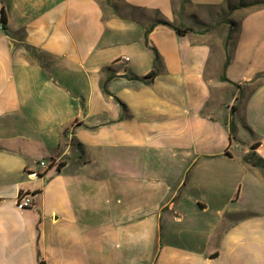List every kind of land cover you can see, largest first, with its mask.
<instances>
[{
    "label": "crops",
    "instance_id": "0c3cea01",
    "mask_svg": "<svg viewBox=\"0 0 264 264\" xmlns=\"http://www.w3.org/2000/svg\"><path fill=\"white\" fill-rule=\"evenodd\" d=\"M250 1L0 0V264H264Z\"/></svg>",
    "mask_w": 264,
    "mask_h": 264
},
{
    "label": "trees",
    "instance_id": "16d2710c",
    "mask_svg": "<svg viewBox=\"0 0 264 264\" xmlns=\"http://www.w3.org/2000/svg\"><path fill=\"white\" fill-rule=\"evenodd\" d=\"M188 0H183V5L187 2ZM247 4H250V5H255V4H264V0H253V1H251L250 3H247ZM244 5H246L245 3H242V4H240V6H244ZM1 22H2V27H3V29H6L7 28V18H6V15H5V12H4V10L2 9V13H1ZM157 23H163V24H166V25H169V26H172L171 24H169L168 22H166V21H157ZM153 26H154V24L153 25H151L149 28H147V30H146V38H147V36H148V33L150 32V30L153 28ZM172 27H174V26H172ZM175 29H176V31L179 33V34H185V33H187V32H189V31H191L192 29L191 28H184V29H182V28H177V27H174ZM230 34H229V36H228V40H230ZM151 48V50L154 52V55H155V63H158L159 62V60H160V55H159V53H158V51H157V49L155 48V47H153V46H151L150 47ZM229 60H230V58H229V56L227 57V60H226V62H225V67L228 65V63H229ZM154 71L153 72H151L148 76L149 77H152L153 75H154ZM132 77H134V78H138L137 76H132ZM221 81H225V82H230V83H233L232 81H230L228 78H226L225 76H222L221 77ZM237 87H239V85H237V84H235ZM103 89H104V91L105 92H107V89H106V86H105V84H103ZM230 129H231V140L232 139H234L235 140V134H234V132H235V125H233L232 123H231V126H230ZM246 162H249V163H252L254 166H258V167H263L264 168V159H262V158H259V157H256L254 154H251V155H248L247 157H245V159H244ZM59 167H60V165H58ZM58 167V168H59Z\"/></svg>",
    "mask_w": 264,
    "mask_h": 264
},
{
    "label": "built area",
    "instance_id": "2783aa9c",
    "mask_svg": "<svg viewBox=\"0 0 264 264\" xmlns=\"http://www.w3.org/2000/svg\"><path fill=\"white\" fill-rule=\"evenodd\" d=\"M40 166L48 169L54 166H58L60 163L56 160H52L51 162H47L45 160H42L39 162ZM33 175H36V173L33 172ZM33 205V198L32 195L28 191H21L17 197L16 207L19 210H24L27 208L32 207Z\"/></svg>",
    "mask_w": 264,
    "mask_h": 264
},
{
    "label": "rangeland",
    "instance_id": "374dc122",
    "mask_svg": "<svg viewBox=\"0 0 264 264\" xmlns=\"http://www.w3.org/2000/svg\"><path fill=\"white\" fill-rule=\"evenodd\" d=\"M103 1V4H105V6H107V7H111L110 6V0H102ZM242 1V0H241ZM251 2V1H250ZM249 2V3H250ZM240 3V2H239ZM239 3L237 4V5H239ZM246 5H250V4H247L246 2H244ZM240 4H242V3H240ZM234 38H235V36L233 35V37H232V41H230V44H231V46L233 45V43H234ZM230 46V45H229ZM234 80H238V79H234ZM231 97H232V95L230 94V93H228V94H226V95H224L223 96V98L221 97V98H218V107H217V113H218V116H220V114H222L223 112H227V106H226V103H230L231 101H230V99H231ZM220 101L222 102V103H220ZM241 142V141H240ZM243 143H241V145H242ZM235 150H237V149H235ZM238 150H242L241 148H239Z\"/></svg>",
    "mask_w": 264,
    "mask_h": 264
}]
</instances>
